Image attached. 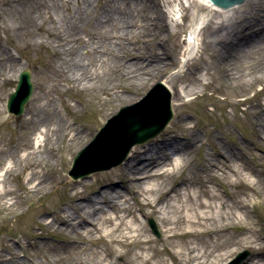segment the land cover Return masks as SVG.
Returning a JSON list of instances; mask_svg holds the SVG:
<instances>
[{
  "label": "rangeland",
  "instance_id": "obj_1",
  "mask_svg": "<svg viewBox=\"0 0 264 264\" xmlns=\"http://www.w3.org/2000/svg\"><path fill=\"white\" fill-rule=\"evenodd\" d=\"M55 1L56 5L52 6L51 0L50 7L42 9L43 13H39V10L31 9L30 1L0 0L1 252L6 254L8 250L13 251L11 249L13 246L14 250L27 254L35 264H80L81 261L85 262L82 264H94L98 260L94 252L98 248L90 241L78 247L65 245L67 249L62 250L63 262L53 261L50 246L56 243L57 236L51 233L48 234L52 236L51 238L36 236L34 233L37 232L34 231L45 233L47 229H38L35 220L43 207L52 210L68 207L62 198L64 183H57L53 187L49 184L55 177L56 170L61 169L62 175L70 183H75L78 179L91 181L90 185H86V190L87 194L93 195L99 190L101 181L105 180L102 176L104 172L122 165L135 146L130 149L123 162L111 168L91 171L86 176L78 178L69 174L76 154L89 145L107 119L117 114L121 107L128 103L123 101L122 104H111L110 100H114L113 92L119 89L110 87L103 89L102 86L82 88L81 85L74 83L68 73L83 69L89 72L105 70L107 84L109 80H120L121 72L115 71L113 66L122 63L123 59L125 61L132 50L136 51L141 47L144 50L135 53L140 59H148L146 57L149 52L158 51L160 48L163 52L162 57L167 59L168 63L159 71L157 67L151 65L145 67L147 70L144 67L138 69L139 72L145 73L144 77L147 80L143 85L133 83L135 92L138 93L132 94L138 96L134 102L139 101L159 80L167 79L170 84L167 86L172 91L174 111L173 118L166 128L144 143L155 138L159 140L164 137L171 139L176 137L178 143L175 145L182 146L179 154L186 158L185 167L177 169L178 180L188 177L190 182H187V187L195 191L203 190L205 187L212 188L211 186H216L215 182H218L222 194L227 196V189H230L237 192V199L243 201L248 199L250 204L239 209L236 226L231 229L229 235L220 238L221 242H228L219 251L226 254L221 257L222 259L208 263L225 264L239 252L247 249L249 255L240 263L246 264L253 250L245 242V238L257 236L264 240V107L258 109V105L264 106V77L250 85L235 84L234 80L226 75L216 45L211 44L209 39L215 36L216 40L220 38L221 43L230 42L227 35L221 37L218 34L224 30L219 29L220 24L226 20L231 21L228 29L232 31L228 38L231 36L235 41V46L231 49L238 52L241 57L237 74L242 75L244 79L249 78L251 74L264 75V47H250L246 42H239L250 40L251 23L264 22V17H255L254 14L257 10L260 12L264 10V0L258 7H253L248 1L231 10H218L201 0H142L137 8H129L127 1L117 0L123 9L122 19L126 25H130L127 29L108 26L107 30L116 35L127 33V36L94 42L82 35L88 41L87 46L82 42H75L77 50L69 55L74 64H65L59 60L58 54H66V50H59L49 34L55 30L49 16L58 15L63 20L70 21L71 14H74L87 23L88 18L92 19V15L98 13L95 8L90 9L86 15L82 10H78V4L83 0H69V9L63 4L67 0ZM158 5H161L169 16L167 20L161 21L162 25L158 23L160 25L154 27L156 25L151 21V24H147L146 19L156 14ZM196 22H201L199 47L192 57L185 60L183 55L188 56L185 53L188 45L186 35ZM139 26L141 30L144 29L142 33ZM103 45L107 47L105 54L96 51L95 47ZM258 64L262 66L263 73ZM26 67L32 71L34 90L25 111L21 115H15L7 110L6 103L17 85L19 73ZM153 68L155 69L152 70ZM188 89L192 92H187ZM179 90H187V94L180 98ZM107 105H112V109L108 110L102 123L97 124L92 133L85 135L77 146H73L72 143L70 146L68 138H61V133L56 129L60 115L70 123L74 121L76 130H79L95 119L99 108ZM44 125L50 127L47 135ZM220 151L225 155H219ZM211 155L221 162L220 165L228 173L230 166L228 162H224V158L236 163L248 180L243 181L239 178L241 183L232 187L228 183V177L222 175L221 171L219 178L210 179ZM178 158V155L174 157ZM167 168L171 169L172 165ZM100 173L101 177L95 180V175ZM39 178L46 179L48 183L37 194L34 193V188ZM205 179L210 181L206 183L203 181ZM156 181L161 186L174 183L171 177L166 176L159 177ZM185 186H180L181 191H185ZM122 190L127 191L124 188ZM143 197L131 194L128 204L139 206ZM212 203L215 204L217 201L214 199ZM106 208L109 210V207ZM146 212V218L141 211H137V217L151 230L148 219L151 217L156 221L157 218L151 213L150 208H147ZM157 229L159 235L151 231L154 236L159 237L161 231L158 225ZM186 240L199 247L215 242V239L206 235L190 236ZM105 244L102 243L100 246L108 249L109 246ZM127 260V255L123 259L115 257L116 264H124ZM5 264L22 263L11 261ZM129 264H134L133 260Z\"/></svg>",
  "mask_w": 264,
  "mask_h": 264
},
{
  "label": "bare ground",
  "instance_id": "obj_2",
  "mask_svg": "<svg viewBox=\"0 0 264 264\" xmlns=\"http://www.w3.org/2000/svg\"><path fill=\"white\" fill-rule=\"evenodd\" d=\"M26 1L31 2L29 5L31 9L39 10V13H43L42 9L49 8L51 0H24V2ZM118 1L83 0L79 2L78 10H82L85 15L89 13L90 9L95 8L97 10L98 14L92 15V19L88 18L87 23H84L82 18H77L74 14H71L70 21L63 20L58 15L54 16L51 14L49 16L55 29L50 31L49 34L52 36L59 50H66V54H58L59 60L62 63L74 64L73 59L71 60L69 55L72 54V51L77 50L75 42L87 44L88 41L83 38L84 36L94 42L106 41L107 38L110 40L113 38L120 39L127 36V33L116 35L111 34L107 30L108 26L127 29V26L130 25H126L127 23L122 19L121 12H123V9L120 7ZM125 1L128 2V4L127 2L125 3L129 8H137V5L142 3V0ZM201 1L218 10H231L243 4V2H237L223 6L216 0ZM248 1H250L253 7H258L263 0ZM69 2V0L63 2L67 9L70 8ZM56 3L55 0H52V6L53 4L56 5ZM254 14L255 17H264V10L261 12L257 10ZM168 16V12L163 10L161 5H158L156 7V14L147 17L146 22L147 24H151V21L156 25L152 26L157 27L160 24L162 25L161 21L167 20ZM230 22L226 20L225 23L220 24L219 29L224 30L218 34L221 37L227 35V39H230V42L221 43L220 38L216 40L217 37L215 36L209 39L211 44L216 45L218 57L222 62L226 75L231 80H234L235 84L239 85H250L262 80L264 77L262 74L259 76L251 74L247 79L237 74L241 57L238 52L231 49L235 46V41L231 36L228 38L232 31L228 29ZM158 23L160 24L158 25ZM259 23L261 26H257ZM250 25L249 28L252 31L249 37L250 40L239 42H246L250 47L263 48L264 22H254ZM148 27L151 28L150 25ZM139 28L140 33H142L144 29L141 30L140 26ZM200 31L201 22H196L191 33V36L195 35V41L187 45L185 53L188 56L183 55L185 60L192 57L196 49L198 50ZM138 36L140 37L141 35L139 34ZM218 41L220 42L219 45ZM95 47L96 51L103 54L107 53L106 46ZM143 50L141 47L137 48L136 51L132 50L130 55H127L129 57L125 61L123 59L121 60L122 63L113 66L115 71L121 72L120 80H109L110 82L107 84L108 77L105 70L103 72H89L82 68V71L77 70V72H71L68 75L75 84L81 85L82 88L90 89L95 86H102L103 89L109 87L110 89L117 88L119 90L113 92L112 98L114 100H110L111 104H120L125 101V103L131 105L138 98L137 95H132L138 94L135 92L136 88L133 85L135 83L143 85L147 80L144 77L145 73L139 72L138 69L151 65L152 67H157L159 71L163 69V65L165 66L168 63L167 59L162 57L163 52L160 48L158 51L153 50L149 52L148 57H146L148 59H140L138 56H135L136 52L141 53ZM119 51L117 50V52ZM258 67L263 73L262 66L258 64ZM163 82L170 86L167 79H163ZM197 82H200V77L197 78ZM183 91L179 90L180 98L184 94H187V92H192L191 89L186 90L187 92ZM111 107L112 105H107L99 108L95 119L79 130H76L74 121L70 123L60 115L56 129L61 133L62 139L65 137L70 140V146L71 143L73 146H77L85 135L87 136L92 133L96 125L102 123V119L107 116L108 110L112 109ZM263 107L262 104L258 105V109H262ZM127 115L123 117L118 115L119 119H117L119 123L114 121L109 126L107 125V130L105 131H107L109 139L107 142L103 139L99 143L106 145L108 148L115 138L120 139L125 137L127 130H121V128H128L137 123L136 120L127 118ZM124 123L126 124L124 125ZM44 126L46 127L45 131L47 135L50 127ZM100 132L103 131L100 130ZM62 135L64 136L62 137ZM177 141L176 137L173 139L164 137L159 140L155 138L148 143L136 144L122 165L104 172L102 176H104L105 180L101 181L99 190L93 195L87 194L86 190V185H90L91 181L78 179L75 183H70L62 175L61 169L56 170L55 177L49 181V184L53 187L57 183H64V195L62 198L65 199L68 207L58 208L57 210L43 207L39 217L35 221L38 229L45 228L47 231L45 233L43 231H34L37 232L34 234L39 238H51L52 236L48 235L50 233L57 236L55 239L56 243L50 246V253L54 256L52 260L62 263L64 260L62 250L67 249L69 246L78 247L86 245L90 241L98 248V250L94 251L98 257V260L94 264H116L115 257L123 259L125 255L128 256V260L124 264H128L132 260L134 264H208L209 262H216V260L222 259L221 257L226 253L219 251L228 242H221L220 238L226 236L236 226V218L239 217L238 213H240L239 209L248 206L250 202L248 199L246 201L237 199V192H233L230 189H227V196L222 194L218 182H215L216 186L212 185V188L205 187L203 190L195 191L187 187V182H190L188 177H182L178 180V176L176 175L177 169L185 167L186 158L179 154L182 146L175 145L178 143ZM219 153V155H225L221 151ZM176 155H178V159H174ZM224 162L229 163L230 173L226 172L220 165L221 162H218L211 155L209 160L211 167L210 179L219 178L221 171L222 175L224 174L228 177V183L232 187L241 183L239 178L243 181L248 180L244 177L243 170L236 163L230 162V159L227 158H224ZM169 165H172L171 169L167 168ZM101 174H96L95 180L101 177ZM162 176L171 177L174 183L161 186L156 180ZM203 181L207 183L210 180L205 179ZM46 183H48L46 179L39 178L34 188V193L39 194ZM182 185H186L185 191H181L180 186ZM122 188L127 191L122 190ZM173 193H176L175 196L172 195ZM131 194H134L135 197L144 196L143 200L138 204L139 206L128 204ZM214 199L217 201L215 204L212 203ZM106 207H109L108 209L111 212ZM147 208H150L151 213L157 218L155 222L161 231V236L159 237L154 236L153 232L147 229L146 225L142 224L137 217V211H141L145 214L146 218ZM246 229L251 230L249 228ZM204 235L212 237V239H215V242L213 241L210 244L199 247L186 240L190 236ZM262 239L257 236L245 238V242L253 250V254L249 258L250 262L248 261L246 264H264V240ZM102 243H106L109 248L100 246ZM11 247L13 251L8 250L6 254L2 253L0 248V264L11 261H20L22 264H35L27 254L14 250L13 246ZM79 263L85 262L81 261Z\"/></svg>",
  "mask_w": 264,
  "mask_h": 264
},
{
  "label": "water",
  "instance_id": "obj_3",
  "mask_svg": "<svg viewBox=\"0 0 264 264\" xmlns=\"http://www.w3.org/2000/svg\"><path fill=\"white\" fill-rule=\"evenodd\" d=\"M216 1L223 6H227L242 0ZM243 2H248V0H244ZM33 88L31 70L29 68L23 69L19 74L15 90L8 98V111L15 115H21L31 98ZM173 114L171 90L165 83L158 81L140 101L122 106L117 114L108 119L106 125L101 128L103 132H99L88 146L76 154L73 167L69 173L77 178L86 176L91 171L108 169L121 163L127 157L128 152L134 144L143 143L164 130L172 119ZM118 115L121 117L127 115V118L130 120L134 119L137 123L128 128H121V130H127L125 137L120 139L115 138L107 148L106 145H102L99 142L103 139L107 142L109 139L107 131H105L107 130V125L109 126L114 121L119 123ZM95 149L97 152L94 151ZM151 224L156 230L155 223L152 220ZM248 253V250L240 252L234 261L229 264H238Z\"/></svg>",
  "mask_w": 264,
  "mask_h": 264
}]
</instances>
